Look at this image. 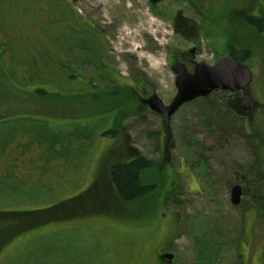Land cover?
I'll return each mask as SVG.
<instances>
[{"label":"rangeland","instance_id":"374dc122","mask_svg":"<svg viewBox=\"0 0 264 264\" xmlns=\"http://www.w3.org/2000/svg\"><path fill=\"white\" fill-rule=\"evenodd\" d=\"M256 2L2 0L0 17L22 46L13 57L27 77L14 85L0 68V264H159L158 253L173 255L161 264H263L264 35L243 19ZM77 18L94 25L105 64L127 83L143 79L165 104L176 93L172 52L193 45L195 61L206 64L229 45L247 49L253 80L239 94L184 103L168 128L148 108L108 114L105 95L97 104L82 100L80 83L56 75L58 34L81 26ZM81 70L90 78V67ZM92 120L107 122L91 141L63 137ZM109 127L112 136L99 134ZM133 155L150 163L139 180L150 192L122 202L104 170ZM234 184L242 189L236 205ZM59 205L64 218L44 220Z\"/></svg>","mask_w":264,"mask_h":264},{"label":"flooded vegetation","instance_id":"af4514ba","mask_svg":"<svg viewBox=\"0 0 264 264\" xmlns=\"http://www.w3.org/2000/svg\"><path fill=\"white\" fill-rule=\"evenodd\" d=\"M179 19L181 21V25L184 22L188 21L184 17H181ZM77 23H82V25L69 27V36H66V34L63 33H61V35L60 33L58 34V36L60 35L61 44V47L58 51L60 56L59 60L62 64H66L68 60H71L72 65L76 66L72 68L74 72L68 73L67 76L72 75L77 85H79L80 83L81 88L77 92L79 98L82 99L81 97L86 96L84 97L85 99L89 101L92 100L97 104L99 102V98L103 97L99 95H105V97H107L108 99L107 100L105 97H103L106 99L107 105H104L107 109L106 112L108 114H117V116L118 113H123L125 111L128 112L132 109L136 111L138 110V108H148L150 110L147 103H145V100L151 93H154L153 89H144L146 87L145 85H143V79L140 83L131 84L130 82H126L127 79H122V77H119L107 63H104V51L99 52L100 50L98 49L100 40H97L93 35L94 33L98 34L94 29V25L89 21L81 20L79 18H77L76 20V24ZM88 26L91 30L88 28ZM101 43H104L106 47L105 41H101ZM192 47L194 48L192 52H190L189 50L173 51L171 56L172 61L184 63L188 71H192L196 57L195 55L198 52L195 45H193ZM72 58H74L75 63L72 61ZM84 67H90V78H85V75L82 73L81 69ZM83 85H85L86 89L83 88ZM110 98L113 99L110 100ZM131 101H134V107L130 105L129 102ZM112 103H115L116 106H111ZM110 121V126H112L115 121L113 118ZM111 129V127L106 128L107 132ZM109 134L107 136H112ZM124 146L126 145H123L122 143L119 144L118 150L122 152ZM107 152L108 150L106 151V153ZM104 171L107 175L108 169L105 168ZM104 177H98V179H95V181L91 183L90 187L92 188V190L99 185V181H103ZM108 181L110 180L108 179ZM163 254L158 253L157 255L158 261H160L158 262L159 264H161L162 260L165 259Z\"/></svg>","mask_w":264,"mask_h":264},{"label":"trees","instance_id":"16d2710c","mask_svg":"<svg viewBox=\"0 0 264 264\" xmlns=\"http://www.w3.org/2000/svg\"><path fill=\"white\" fill-rule=\"evenodd\" d=\"M2 0H0L1 4ZM42 12V9L39 8V13ZM0 30L6 34L3 38L6 42H1L0 47L3 46L5 50H2L0 48V68L2 71V74L14 85H17L19 82L21 84L20 80H24L27 77V73H23L24 65L20 63H16L13 57V52L17 47H19V50L22 48V46H16L13 43V39L8 34L9 31V22L5 17H0ZM243 19L246 24H248L250 27L254 28L256 32L259 33V35H264V0H257L256 7L254 10L248 14L243 15ZM61 34V33H60ZM59 54V51H58ZM228 54L231 55L233 58L240 60V61H246L251 54L247 49H236L234 45L228 46ZM72 61L75 63L74 58H72ZM71 60H68L66 64H62L60 60L55 62V66L57 68V74L58 76H67L68 73H73L72 67H76L75 65H72ZM54 66V67H55ZM26 69V68H25ZM72 69V70H71ZM26 74V76H25ZM42 74V72H41ZM25 76V77H24ZM67 78H73V76H67ZM45 81V79H44ZM40 89L37 90L36 93L40 94ZM113 114V113H112ZM111 114V115H112ZM114 115V114H113ZM113 117L108 115V120H111ZM107 122L106 120H104ZM103 121V123H104ZM103 123L98 124L96 121H86V122H80L72 124L70 127L71 129L68 130V132L63 133V137L68 138L70 136L76 137L75 140L80 141L81 138L85 141L86 138L91 141V136H94L93 129H99L100 126L103 125ZM111 131L106 130V128H101V131L99 132L100 135L107 136ZM26 137V136H25ZM17 137L13 136L10 138V140L15 139ZM20 138V137H19ZM8 140V142H10ZM27 140V137H26ZM61 145H58L57 147H60ZM150 163L147 162L145 157L135 155L129 163H116L113 164L108 168V174H109V180L112 182V188L115 191V196L122 202H132L133 200H138L141 197H144L146 194L150 192L149 185H140L139 180L141 179L140 174L141 170H144L146 166H148ZM47 209H45L46 211ZM48 215V217L44 218V220H53V219H59L64 218L63 213V206L59 205L56 208H53V210ZM68 217V216H66ZM262 262L264 264V244L262 248Z\"/></svg>","mask_w":264,"mask_h":264},{"label":"water","instance_id":"95a60500","mask_svg":"<svg viewBox=\"0 0 264 264\" xmlns=\"http://www.w3.org/2000/svg\"><path fill=\"white\" fill-rule=\"evenodd\" d=\"M155 4L162 0H149ZM193 47L189 49L193 51ZM171 70L174 72L176 93L168 103H164L156 94L151 93L145 100L150 110L156 112L165 128L169 127L171 116L184 103L198 97H206L214 91H228L237 94L246 89L253 80L250 66L245 61L233 58L229 54L221 55L213 64L203 61H194L192 71H188L184 63L173 62ZM244 108H248L249 98L244 97ZM242 189L239 184H234L230 189V202L234 205L240 202ZM168 260L172 259L171 253H164Z\"/></svg>","mask_w":264,"mask_h":264}]
</instances>
